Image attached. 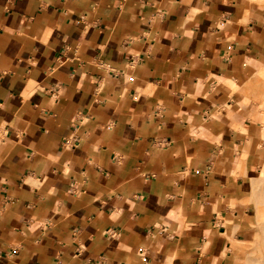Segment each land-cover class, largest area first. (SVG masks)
<instances>
[{
    "label": "crops",
    "instance_id": "obj_1",
    "mask_svg": "<svg viewBox=\"0 0 264 264\" xmlns=\"http://www.w3.org/2000/svg\"><path fill=\"white\" fill-rule=\"evenodd\" d=\"M263 69L251 0H0V264H235Z\"/></svg>",
    "mask_w": 264,
    "mask_h": 264
},
{
    "label": "rangeland",
    "instance_id": "obj_2",
    "mask_svg": "<svg viewBox=\"0 0 264 264\" xmlns=\"http://www.w3.org/2000/svg\"><path fill=\"white\" fill-rule=\"evenodd\" d=\"M264 12V0H251ZM257 81L249 87V100L257 102L264 111V69L258 72L254 79ZM258 155L264 165V142H258ZM264 169V167H263ZM262 169V170H263ZM255 209L252 212L250 233L235 255V264H264V176L255 185Z\"/></svg>",
    "mask_w": 264,
    "mask_h": 264
},
{
    "label": "bare ground",
    "instance_id": "obj_3",
    "mask_svg": "<svg viewBox=\"0 0 264 264\" xmlns=\"http://www.w3.org/2000/svg\"><path fill=\"white\" fill-rule=\"evenodd\" d=\"M261 70V69H260ZM260 70H259V72H260Z\"/></svg>",
    "mask_w": 264,
    "mask_h": 264
}]
</instances>
